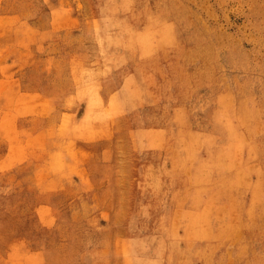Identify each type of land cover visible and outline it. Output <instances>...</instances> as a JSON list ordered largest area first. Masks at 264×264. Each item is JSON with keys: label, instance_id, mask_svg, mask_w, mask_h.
I'll list each match as a JSON object with an SVG mask.
<instances>
[{"label": "rangeland", "instance_id": "obj_1", "mask_svg": "<svg viewBox=\"0 0 264 264\" xmlns=\"http://www.w3.org/2000/svg\"><path fill=\"white\" fill-rule=\"evenodd\" d=\"M0 264H264V0H0Z\"/></svg>", "mask_w": 264, "mask_h": 264}]
</instances>
